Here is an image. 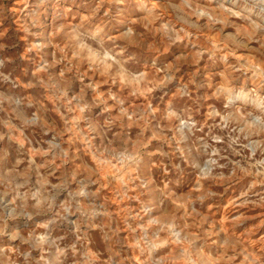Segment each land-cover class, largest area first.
<instances>
[{
  "label": "rangeland",
  "instance_id": "rangeland-1",
  "mask_svg": "<svg viewBox=\"0 0 264 264\" xmlns=\"http://www.w3.org/2000/svg\"><path fill=\"white\" fill-rule=\"evenodd\" d=\"M0 264H264V0H0Z\"/></svg>",
  "mask_w": 264,
  "mask_h": 264
}]
</instances>
